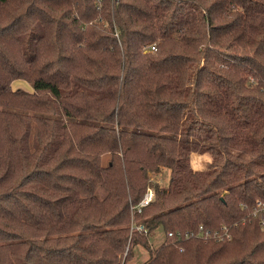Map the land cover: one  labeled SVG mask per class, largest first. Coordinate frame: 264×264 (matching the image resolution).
<instances>
[{"label":"trees","instance_id":"obj_1","mask_svg":"<svg viewBox=\"0 0 264 264\" xmlns=\"http://www.w3.org/2000/svg\"><path fill=\"white\" fill-rule=\"evenodd\" d=\"M263 198L264 0H0V264H264Z\"/></svg>","mask_w":264,"mask_h":264},{"label":"rangeland","instance_id":"obj_2","mask_svg":"<svg viewBox=\"0 0 264 264\" xmlns=\"http://www.w3.org/2000/svg\"><path fill=\"white\" fill-rule=\"evenodd\" d=\"M12 88L16 89H23L25 91H30L31 86L29 83L18 80L14 81L12 83ZM80 88V87H79ZM78 87L74 88L73 91L79 90ZM210 156L208 154H193L191 157V167L193 170H200L205 168L208 163L210 162ZM168 177H169V172L168 170L162 169L160 173L158 174H151L150 175V180L154 183H157V185L160 188H166L167 183H168ZM164 240V234L161 229H157L154 231L151 235V238L149 240V246L151 249L156 248L162 241ZM133 253L130 259L126 264H142L144 263L148 258H149V252L142 246H133Z\"/></svg>","mask_w":264,"mask_h":264},{"label":"built area","instance_id":"obj_3","mask_svg":"<svg viewBox=\"0 0 264 264\" xmlns=\"http://www.w3.org/2000/svg\"><path fill=\"white\" fill-rule=\"evenodd\" d=\"M154 46H150L149 50H154ZM153 199V189L152 187H148L143 198L140 200V202L135 206L133 207L131 210L132 211H136V212H140V210L147 206ZM260 211H264V198L263 199H260V200H257L255 202V206H254V214H256L257 212H260ZM130 230H137V231H140L142 232L143 234L146 233V230L143 228L142 225H135V223L131 222L130 224ZM191 234V233H190ZM198 234L200 235L201 238H207L209 236L211 237H214V238H218V239H221L217 233H213L212 235H210L208 232H205L203 230L202 227H199V230H198ZM226 235V232L224 233ZM171 234H169L170 236ZM189 234L186 233V237H188Z\"/></svg>","mask_w":264,"mask_h":264}]
</instances>
